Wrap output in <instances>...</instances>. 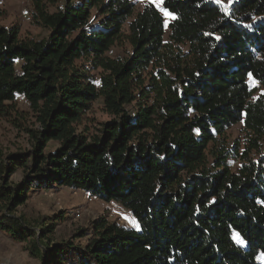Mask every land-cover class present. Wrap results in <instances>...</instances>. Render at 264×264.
<instances>
[{"label": "trees", "instance_id": "1", "mask_svg": "<svg viewBox=\"0 0 264 264\" xmlns=\"http://www.w3.org/2000/svg\"><path fill=\"white\" fill-rule=\"evenodd\" d=\"M163 6L167 37L151 2L134 15L131 0H34L42 39L2 24L0 7V116L32 142L0 148V226L42 264H264V0L227 15L215 0ZM99 99L110 118L93 129L82 122ZM55 187L115 201L137 225L102 216L53 238L56 222L18 207Z\"/></svg>", "mask_w": 264, "mask_h": 264}, {"label": "rangeland", "instance_id": "2", "mask_svg": "<svg viewBox=\"0 0 264 264\" xmlns=\"http://www.w3.org/2000/svg\"><path fill=\"white\" fill-rule=\"evenodd\" d=\"M33 1L0 0V7L4 12L1 22L6 26H18L22 37L42 39L48 36L49 31L33 22ZM42 1L48 5L50 11H54L58 6L64 4V0L57 1L55 5H52V0ZM131 1L135 5L134 15L142 10L146 4L150 2L155 4L152 0ZM224 3L228 4V0ZM161 7L170 13L164 8L163 4ZM158 9L164 17L165 36L167 37L169 23L172 21L173 15H165V12H162L160 8ZM127 49H129L127 46L125 48L114 46L109 55L122 56L127 52ZM93 73L97 74L98 71ZM250 82L253 87L258 85L252 79H250ZM16 105L18 109L27 112L28 120L26 122L28 124L32 123L29 101L24 96H17ZM109 118L104 110L103 101L99 99L93 104L92 110L85 115L82 123H87L94 129L98 123ZM241 129L242 124H237L228 130L231 140L242 135ZM55 145V142H51L47 151L52 150ZM0 148L11 152L27 151L32 149V142L24 127L18 126L9 118L0 116ZM261 155L264 156V142ZM12 179L21 181V172H18ZM18 213L25 214L32 219L48 217L50 219L49 223L56 222L55 230L51 236L59 240L71 238L78 228L89 226L102 216H106L109 221L120 225L131 227L137 225L132 213L121 204L115 201L106 202L91 196L83 190L68 187L40 188L30 191L26 203L18 207ZM29 248L30 245L27 241L17 240L0 226V264H42L40 258L31 255Z\"/></svg>", "mask_w": 264, "mask_h": 264}, {"label": "snow or ice", "instance_id": "3", "mask_svg": "<svg viewBox=\"0 0 264 264\" xmlns=\"http://www.w3.org/2000/svg\"><path fill=\"white\" fill-rule=\"evenodd\" d=\"M152 2H154L156 7L160 8L162 12H165V15H172L171 13L166 12V10L161 7V5L163 4V0H152ZM215 2L221 6V10L224 11V13L227 15L229 12V5L233 2V0H228V4H223L222 0H215Z\"/></svg>", "mask_w": 264, "mask_h": 264}]
</instances>
